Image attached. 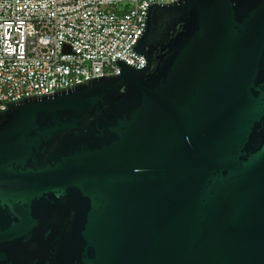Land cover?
<instances>
[{"label":"water","instance_id":"95a60500","mask_svg":"<svg viewBox=\"0 0 264 264\" xmlns=\"http://www.w3.org/2000/svg\"><path fill=\"white\" fill-rule=\"evenodd\" d=\"M145 12L142 69L4 104L0 264H264V0Z\"/></svg>","mask_w":264,"mask_h":264},{"label":"built area","instance_id":"2783aa9c","mask_svg":"<svg viewBox=\"0 0 264 264\" xmlns=\"http://www.w3.org/2000/svg\"><path fill=\"white\" fill-rule=\"evenodd\" d=\"M177 0H0V111L90 78L118 75L150 4Z\"/></svg>","mask_w":264,"mask_h":264}]
</instances>
